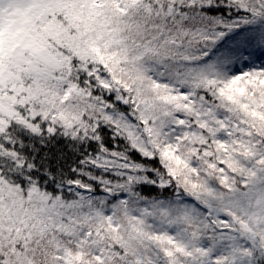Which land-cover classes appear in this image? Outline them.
I'll return each instance as SVG.
<instances>
[{
	"label": "snow or ice",
	"instance_id": "6c2138e0",
	"mask_svg": "<svg viewBox=\"0 0 264 264\" xmlns=\"http://www.w3.org/2000/svg\"><path fill=\"white\" fill-rule=\"evenodd\" d=\"M0 264H264V0H0Z\"/></svg>",
	"mask_w": 264,
	"mask_h": 264
}]
</instances>
